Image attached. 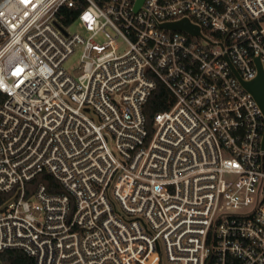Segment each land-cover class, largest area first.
<instances>
[{"label":"built area","instance_id":"built-area-1","mask_svg":"<svg viewBox=\"0 0 264 264\" xmlns=\"http://www.w3.org/2000/svg\"><path fill=\"white\" fill-rule=\"evenodd\" d=\"M135 1L0 0V251L264 264V116L228 64L264 70V0ZM183 19L200 34L161 26ZM156 80L173 101L149 134ZM42 171L64 191L27 195Z\"/></svg>","mask_w":264,"mask_h":264},{"label":"trees","instance_id":"trees-1","mask_svg":"<svg viewBox=\"0 0 264 264\" xmlns=\"http://www.w3.org/2000/svg\"><path fill=\"white\" fill-rule=\"evenodd\" d=\"M69 19H71V14L68 16ZM172 101L173 98L166 86L160 80H156L155 88L143 105L146 128L149 134L153 131L154 114L167 109ZM40 183L44 184L50 193L64 191L60 182L51 173L42 171L27 183V195L31 194L35 186ZM0 264H34V259L21 249L8 248L0 251Z\"/></svg>","mask_w":264,"mask_h":264},{"label":"water","instance_id":"water-1","mask_svg":"<svg viewBox=\"0 0 264 264\" xmlns=\"http://www.w3.org/2000/svg\"><path fill=\"white\" fill-rule=\"evenodd\" d=\"M143 0H136L134 9H138L139 6ZM161 26L163 27H169L172 29H179L183 30L185 32H188L191 35H199L200 31L199 28L192 23H190L188 20L183 19L175 22H169L164 23ZM255 63L257 66V74L254 78L251 80L244 81L241 79L240 75L238 74L235 67L232 65V63L228 60V64L234 73V75L238 78V80L241 82L242 86L252 95V97L257 102L259 108L261 109V112L264 116V70L261 66V63L259 61V57L255 58ZM262 146L264 147V132H263V138H262Z\"/></svg>","mask_w":264,"mask_h":264},{"label":"rangeland","instance_id":"rangeland-1","mask_svg":"<svg viewBox=\"0 0 264 264\" xmlns=\"http://www.w3.org/2000/svg\"><path fill=\"white\" fill-rule=\"evenodd\" d=\"M76 29H77L76 24H71L68 27L69 31H74ZM96 40L102 41L103 37L102 36H98ZM81 53H82V47H77L75 49V51L69 56V58L64 62V64H63L64 68L68 69V70H72L73 68H75L76 64H77V61L80 60Z\"/></svg>","mask_w":264,"mask_h":264}]
</instances>
